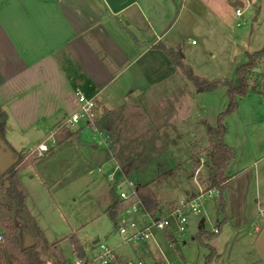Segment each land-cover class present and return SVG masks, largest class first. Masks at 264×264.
<instances>
[{
    "label": "rangeland",
    "instance_id": "374dc122",
    "mask_svg": "<svg viewBox=\"0 0 264 264\" xmlns=\"http://www.w3.org/2000/svg\"><path fill=\"white\" fill-rule=\"evenodd\" d=\"M173 1V7H169L168 32L161 39V45L173 50L179 47L183 63L199 78L234 82L237 68L247 61L248 55L264 46V0H241L244 5L241 19L236 18L231 0ZM146 31L143 28L141 32L145 37ZM129 63L122 72L114 70V81L100 95L87 98L96 102L98 112L102 107L125 105L128 115L134 119L129 124L123 123L118 113L116 124L113 122L122 142V152L118 157L120 163L117 161L120 168L130 164L140 169L147 163L143 170L137 172L142 176L138 174L139 177L135 178L129 175L126 176L127 180L137 185L147 180L146 175L152 178L156 176L155 173L167 171L152 186L153 194L160 198L161 207L166 211L175 209L186 193L199 197L200 212L188 216L186 232L176 237L175 248L159 244L166 263L204 264L210 249H213L215 255L210 264H264V255L257 246L259 237L264 234V217L261 215L264 211V62L251 71L249 86L254 91L237 100L236 111L224 120V143L231 146L236 155L229 175H237V172L251 167L247 173L250 179L243 180V183L240 181L234 188L240 192L245 182L248 191L244 197L235 199L231 212L226 211L228 220L224 222L218 197L214 194L202 196V190L208 184V170L205 167L207 129L216 127L218 116L227 108V87L221 85L213 92L196 88L178 70L175 73L167 66L166 56L161 51L154 55L141 52ZM139 90L140 97L137 94ZM140 104L144 110V123L139 124L138 133L136 120L143 121L137 108ZM98 120L96 129L99 131L102 126L100 117ZM16 125L26 127L24 123L9 122L0 133V146L3 147L2 143L6 141L17 150L26 147L19 140V134L9 131L11 126L16 129ZM41 129L48 131L46 125ZM79 130L82 129L62 128L58 133L63 138L69 134L76 136ZM85 134L90 135L91 131L87 129ZM137 134L139 137H136ZM48 135L49 132L42 142L47 141ZM37 142L38 136L33 140V143ZM142 142L152 146L150 154H145L146 150L140 145ZM113 143L110 140V148L114 146ZM96 144L102 159L99 161H89L88 152L84 149L71 150L69 155L61 151H48L36 161V153L20 154L25 164L35 162L30 169L19 172L18 186L14 188L12 184L11 191L16 190L26 196L24 206L32 218L25 209H19L17 199L10 196L5 186L0 188L1 264H25L19 254L23 224H26L28 234L38 244L34 255L43 264H54L50 259H54L56 253L66 263L72 261L70 238L65 239L71 233L80 241L86 252L83 259L88 263L97 264L94 262L97 245L104 244L114 249L117 258H120L119 253L125 252L129 259L125 261L120 258L124 261L122 264L127 261L150 264L146 257L140 260L135 254L134 249L138 245L122 243L114 223L107 216L94 219L107 207L105 201L109 199L106 195L109 182L105 175L115 168L113 162H106L103 140L99 139ZM8 157V161L0 160L1 171L17 160L15 155ZM85 158L89 162L86 163ZM154 158L161 161L152 166L153 162L149 161ZM97 168L102 169L104 176L95 172ZM39 179L44 181L45 189ZM4 182L8 185L5 176ZM147 187L150 191V187ZM33 222L37 223L42 236L33 229ZM200 230L202 235H199ZM157 239H161L160 235ZM95 241L97 243L93 244Z\"/></svg>",
    "mask_w": 264,
    "mask_h": 264
},
{
    "label": "crops",
    "instance_id": "0c3cea01",
    "mask_svg": "<svg viewBox=\"0 0 264 264\" xmlns=\"http://www.w3.org/2000/svg\"><path fill=\"white\" fill-rule=\"evenodd\" d=\"M173 3V0H0V109L6 115V127L9 122L26 124V127L16 125V129L13 126L9 129L19 134V140H22L26 147L17 150L5 141L2 143L3 147L0 146V160L3 158L8 161V156L12 157L17 153L35 152L37 146L42 143V138L44 139L48 132L60 126L62 118L77 111L76 90L83 92L86 97H97L114 81L112 77L114 70H121L120 72L126 70L130 60L141 52L152 55L160 52L154 47L161 44V39L168 32L169 11ZM123 22H126L125 26ZM143 28L147 30V37L141 33ZM166 59L167 66L177 73L176 69L170 66L168 57ZM137 94L140 97V90ZM124 106L102 107L101 112L97 110L100 119L107 117L110 131H102L100 128L96 135L91 133L86 136L87 129L82 128L76 136L69 134L63 138L58 133L56 137L58 140L60 136V140L55 146L48 144L49 151H61L69 155L71 150L84 149L88 152L89 161H99L102 159L99 157L101 154L96 143L99 139L104 142L105 138L109 137L111 142H114L112 145L115 153L112 156L110 149L104 146L106 162H113L120 168L118 157L122 152V142L119 141V135L114 129L115 118L120 113L119 119H122L123 123L129 124L134 120L128 115ZM137 108L143 118V121L136 120L138 123L136 130L140 133L139 124L144 123V110L141 104ZM43 125H46L48 131L44 132L41 129ZM137 135L136 137H139V134ZM37 136L39 142L33 143ZM225 136L226 133L224 138ZM142 143L140 145L146 150L145 154H150L152 146ZM157 154L162 155L163 152ZM12 161L14 160L11 158V164L16 162V160ZM84 161L89 162L86 158ZM160 161L154 158L149 163L153 162L152 166H154ZM234 162L235 159L230 168ZM33 163L23 170L30 169ZM146 165L147 163L140 169L130 164H126L125 167L129 172L128 176L134 175L137 178L140 174L137 172L143 170ZM9 167L2 171L0 169V174L2 175ZM230 168L226 176L231 179L223 194L227 213L231 212L235 199L246 195L248 184L245 185V182L240 192L234 188L240 181L243 183V180L250 179L247 173L251 167L232 176L229 175ZM166 172L155 173L156 176L152 178L146 175L147 180L137 183L138 189L149 186L153 198L156 199L158 208L151 214L152 218L170 212L162 209L160 198L152 191L153 184ZM18 175L19 173L12 182L14 188L18 186ZM39 183L43 189L46 188L42 179H39ZM108 194L106 192L109 197L105 201L107 207L94 219L107 216L106 210L114 201L117 203L109 184ZM188 195L186 193V196ZM23 196L26 200V196ZM24 209L32 218L25 206ZM32 227L42 236L36 222L32 223ZM22 228L28 234L26 224H23ZM159 235L156 236L158 244L166 246L161 235V239H157ZM71 236L78 240L74 233L65 239ZM32 239L34 241L33 237ZM134 252L140 260L146 257L150 264H167L161 245L158 248L154 242L137 246ZM84 253L86 254L85 251ZM119 257L124 260L129 259L123 251L119 253ZM120 258L118 260L124 262ZM50 260L54 261V264L66 263V260L57 253L54 259Z\"/></svg>",
    "mask_w": 264,
    "mask_h": 264
},
{
    "label": "built area",
    "instance_id": "2783aa9c",
    "mask_svg": "<svg viewBox=\"0 0 264 264\" xmlns=\"http://www.w3.org/2000/svg\"><path fill=\"white\" fill-rule=\"evenodd\" d=\"M240 1L241 0H231L232 3ZM243 8V4L241 7L234 8L237 19L243 18L241 11ZM237 27H239V24H237ZM192 44L194 43L192 42ZM76 97L78 101L77 111L62 118L60 126L56 130L49 132L47 141L39 144L35 152H30L32 154L36 153L34 158H39L41 154L48 152V144L55 146L58 143L56 135L62 128H86L90 130L93 135L98 133L96 129V122L98 120L96 102L93 99L87 98L80 90H76ZM104 146L110 149L109 137L105 138ZM95 172L104 176L101 168H97ZM105 178L109 182L117 202V210L113 223L123 244L142 246L148 242H154L159 248V244L156 240V234L158 233L162 236L165 245L170 249H174L176 237L186 232L188 216L190 214L198 215L200 212L198 203L199 197L188 195L175 209L171 210L166 215L159 214L157 217L152 218L151 214L147 212L137 196L138 186L132 181L127 180L126 176L122 174L121 169L117 165L109 174L105 175ZM4 185V177L0 174V188H4ZM124 185L126 186L125 188ZM212 194L218 197L217 190H202V196L210 197ZM202 196H200V198H202ZM261 215L264 217V211H262ZM215 233H217V231H215ZM1 242L2 237L0 236V243ZM94 262L97 264H122L118 260L114 249L104 244L97 245V256L94 258ZM46 264L50 263L47 262ZM64 264L91 263H88L86 260L73 253L72 261ZM124 264L132 263L127 261ZM137 264H143V262L139 261Z\"/></svg>",
    "mask_w": 264,
    "mask_h": 264
},
{
    "label": "trees",
    "instance_id": "16d2710c",
    "mask_svg": "<svg viewBox=\"0 0 264 264\" xmlns=\"http://www.w3.org/2000/svg\"><path fill=\"white\" fill-rule=\"evenodd\" d=\"M155 50L161 51L166 57L169 59V63L171 67H174L178 70L181 75L186 79V81L192 83L196 88L201 87L204 92H213L219 86L227 87V96H228V105L222 114L218 116L217 125L215 128H210L207 130V159L205 164H208L206 167L208 170L207 177V187L205 190H217L218 191V206L219 211L223 215V222L228 220L226 214V203L223 197V194L227 188V185L230 181V177L226 176L230 166L232 165L235 159V151L232 147L227 146L224 143V120L227 116L233 114L237 108V100L243 99L247 97L249 92L251 91V87L249 86V79L251 71L259 66L262 62H264V46L257 51L247 56V61L242 64L236 70V79L234 82L228 81H208L203 78H199L194 75L192 69L183 63V58L181 57V53L179 48L176 50L168 49L163 45H157L154 47ZM99 121V120H97ZM97 124V122H96ZM101 130L102 131H110L107 117L100 119ZM6 127V115L3 111L0 110V133L4 131ZM97 127V125H96ZM100 130V129H99ZM115 153L114 147L110 148V154L113 156ZM17 156L16 162L10 166L2 176L8 178L9 187L6 189L12 198L17 199L18 207L20 210L24 209V196L18 191H11L12 189V181L15 176L23 170L25 167L29 165L25 164L20 157V154H15ZM37 158H34L36 160ZM122 174L124 176H128L127 168H121ZM137 196L141 200L143 206L150 214L153 213L156 209V201L152 197L147 186L141 187L137 190ZM117 203L112 205L106 210L107 217L113 222L116 215ZM199 235H202V231L200 230ZM208 238L209 236H205ZM17 243H19V240ZM70 242L73 248V253L77 256L83 258L85 256L84 250L80 245L79 241L74 237H70ZM38 244L34 243V245L26 250L20 249L19 254L24 259L25 264H43L37 258H35L34 251L36 250ZM215 253L213 249H210L209 255L205 258L204 264H210L214 257ZM1 264V259H0Z\"/></svg>",
    "mask_w": 264,
    "mask_h": 264
},
{
    "label": "water",
    "instance_id": "95a60500",
    "mask_svg": "<svg viewBox=\"0 0 264 264\" xmlns=\"http://www.w3.org/2000/svg\"><path fill=\"white\" fill-rule=\"evenodd\" d=\"M231 6L233 8L241 7L242 4L240 2H235V3H232ZM251 91H254V88H251ZM203 124H205V122ZM209 129L210 128H208L207 130H209ZM207 166H208V164H205V167H207ZM7 188H8V186H7V183L5 182V189H7ZM96 243H97V241L94 244H96ZM33 245H34V241H33L32 237L25 232L24 228H22L21 249L26 250V249L32 247ZM257 246H258V249L261 252V254L264 255V234H262L259 237Z\"/></svg>",
    "mask_w": 264,
    "mask_h": 264
}]
</instances>
